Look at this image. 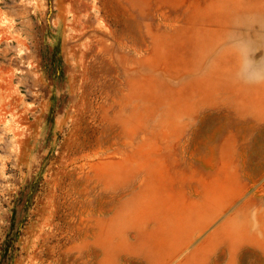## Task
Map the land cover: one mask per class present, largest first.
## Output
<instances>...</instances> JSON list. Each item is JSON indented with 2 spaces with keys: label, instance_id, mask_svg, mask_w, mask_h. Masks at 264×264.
I'll list each match as a JSON object with an SVG mask.
<instances>
[{
  "label": "rangeland",
  "instance_id": "374dc122",
  "mask_svg": "<svg viewBox=\"0 0 264 264\" xmlns=\"http://www.w3.org/2000/svg\"><path fill=\"white\" fill-rule=\"evenodd\" d=\"M0 264H264V0H0Z\"/></svg>",
  "mask_w": 264,
  "mask_h": 264
}]
</instances>
